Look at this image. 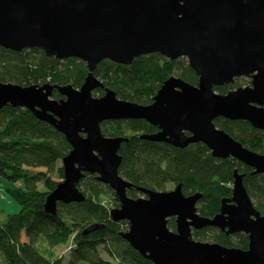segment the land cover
Here are the masks:
<instances>
[{"label": "water", "instance_id": "water-1", "mask_svg": "<svg viewBox=\"0 0 264 264\" xmlns=\"http://www.w3.org/2000/svg\"><path fill=\"white\" fill-rule=\"evenodd\" d=\"M0 48L17 53L37 49L48 58L78 59L88 68L80 89L0 83V111H30L72 148L62 160L63 181L46 199V214L56 217L59 204L85 202L78 185L92 175L119 200L110 216L115 223H128L122 238L153 264H264V216L243 174L234 171L232 197L207 218L197 212L203 195L186 196L182 184L157 192L125 180L119 151L129 139L106 137L101 130L108 121L143 120L159 131L139 140L181 150L203 144L214 158L235 159L253 175H264V153L245 148L215 125L223 118L264 131V0H0ZM151 54L186 59L199 77L198 86L173 76L144 106L119 99L94 75L104 60L129 66ZM243 78L250 85L226 95L215 91ZM97 89L105 94L94 97ZM55 90L62 99H53ZM131 189L144 197H129ZM171 219L175 231L169 228ZM101 228L92 226L84 234ZM208 228L247 235L248 250L194 240V232Z\"/></svg>", "mask_w": 264, "mask_h": 264}, {"label": "trees", "instance_id": "trees-1", "mask_svg": "<svg viewBox=\"0 0 264 264\" xmlns=\"http://www.w3.org/2000/svg\"><path fill=\"white\" fill-rule=\"evenodd\" d=\"M94 75L121 100L139 105H151L161 86L175 76L192 86H198L199 77L186 59L169 61L158 54L141 56L129 66L109 60L102 61ZM88 76L82 61L48 58L43 51L27 49L17 53L0 48V83L20 86L72 85L80 89ZM250 85L249 79H237L232 85L215 88L226 95ZM104 90L94 91L101 97ZM63 97L57 90L53 99ZM215 125L241 143L245 148L264 153V131L253 128L245 121L217 119ZM106 137H127L119 151L123 158L120 175L135 188L167 192L169 186L183 185L186 196L201 193L203 198L197 212L213 218L220 211L221 201L232 197L233 174L244 175V186L256 209L264 216V175H253V169L235 159L219 160L203 144L176 149L169 144L139 140L143 134L159 130L143 120L108 121L101 125ZM66 138L49 125L37 120L22 108L6 107L0 111V177L19 184L8 189L11 200L20 211L0 222V255L3 264H153L144 259L122 238L127 222L115 223L110 211L120 207L114 192L86 175L78 189L86 201L80 204H59L56 217L45 213L46 199L64 179L63 167L58 164L71 152ZM56 177L59 181H54ZM112 191V192H110ZM136 189L128 196L138 198ZM110 203V206L106 203ZM99 230L84 232L92 226ZM175 231V220L169 221ZM214 232L208 236L207 233ZM30 240L24 242L23 238ZM196 241L217 243L228 248L248 250L245 234L226 235L214 228L194 232ZM69 247L67 261L57 257L55 250ZM104 247L111 260L102 258L99 248Z\"/></svg>", "mask_w": 264, "mask_h": 264}, {"label": "rangeland", "instance_id": "rangeland-1", "mask_svg": "<svg viewBox=\"0 0 264 264\" xmlns=\"http://www.w3.org/2000/svg\"><path fill=\"white\" fill-rule=\"evenodd\" d=\"M246 84L247 83L242 82L241 87H246L247 86ZM61 166H62V162H60L58 164V167H61ZM54 181H59V180L56 177H54ZM62 181H60V182H62ZM19 185H20V183L15 184V183H12L9 180H7L5 177H0V222L5 221V219L9 215L17 214L20 211V206L18 205L17 202L11 200L9 193H8V189L14 188V187L19 186ZM174 188L175 187H173V186H169L167 191H171ZM110 192H112V191H110ZM142 197H144L142 194H140L138 196V198H142ZM106 205L110 206V203L107 202ZM207 235L208 236L214 235V232L207 233ZM23 241L29 242L30 240H28L27 238L24 237ZM204 242L210 243L209 241H204ZM99 251H100V254H101L103 259L111 260L110 255L107 253V251L104 249V247L99 248ZM55 253H56L57 257L63 256L65 261H67L69 258V255H70V250H69V247H66L64 249L58 248L55 250ZM0 264H3V258L1 255H0Z\"/></svg>", "mask_w": 264, "mask_h": 264}]
</instances>
